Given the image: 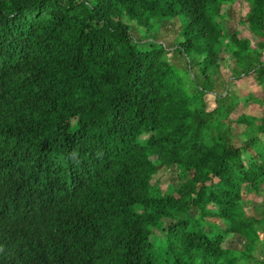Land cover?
Here are the masks:
<instances>
[{
  "label": "trees",
  "instance_id": "obj_1",
  "mask_svg": "<svg viewBox=\"0 0 264 264\" xmlns=\"http://www.w3.org/2000/svg\"><path fill=\"white\" fill-rule=\"evenodd\" d=\"M154 18L180 19L184 67ZM242 26L264 47V0H0V264H264V114L244 111L264 55Z\"/></svg>",
  "mask_w": 264,
  "mask_h": 264
},
{
  "label": "rangeland",
  "instance_id": "obj_2",
  "mask_svg": "<svg viewBox=\"0 0 264 264\" xmlns=\"http://www.w3.org/2000/svg\"><path fill=\"white\" fill-rule=\"evenodd\" d=\"M250 6L247 2H243L242 6L240 9L236 10V15L239 14H247L249 11ZM123 20L125 21L126 24L130 26V30L132 33V36L137 40V41H142L147 39V33L146 31L139 27L136 23L135 20H131L128 17H124ZM226 18L224 17H215V21L218 22L220 25L224 27H228L233 22L230 21H225ZM151 26H155V29L153 31L155 37L157 38V41L159 43L166 45V47L169 49V55L167 56L168 61L171 64H176L179 66V68L184 67L183 60L177 56L176 54L171 53L172 48L177 44V40L179 37V32L181 29V21L178 18L175 19H163V20H158L157 18L151 19L150 21ZM239 30L242 32V35L244 37H247L251 44L254 46H257V49L260 50L263 55H264V47L258 44V40L256 36L253 34V32L247 28V27H240ZM181 66V67H180ZM227 67L222 66L221 71L223 72L224 76H227ZM233 89L237 94L240 96H245L250 92H257L260 90V84L259 82L254 78V77H243L240 80H237L233 84ZM213 98H209V108H212L213 105ZM244 111L246 113H251L254 116H261L264 114V105L262 107L254 105L253 107L246 105L244 106ZM262 138H264V135H262ZM176 170L173 168H162L159 170V172L154 176L152 180V184L156 186H162V185H173L175 186L177 183V178L175 176ZM195 217H197V213H195ZM209 218L202 220L200 223L202 226L207 225ZM219 226L218 228L211 230L210 227H208L209 231L212 233H222L226 229V225L223 220H219L218 222ZM158 238H162L163 234L162 232L157 233ZM226 247H231V246H237L240 247L238 237L235 236H229L226 243Z\"/></svg>",
  "mask_w": 264,
  "mask_h": 264
}]
</instances>
